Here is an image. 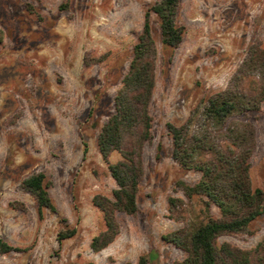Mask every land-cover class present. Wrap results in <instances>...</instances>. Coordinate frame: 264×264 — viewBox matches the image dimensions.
Returning <instances> with one entry per match:
<instances>
[{
  "label": "rangeland",
  "instance_id": "1",
  "mask_svg": "<svg viewBox=\"0 0 264 264\" xmlns=\"http://www.w3.org/2000/svg\"><path fill=\"white\" fill-rule=\"evenodd\" d=\"M156 1L0 0V239L20 248L0 253V264H139L141 255L146 264H172L184 258L162 235L203 217L199 200L186 198L178 185L194 184L200 172L172 159L165 124L183 123L207 95L228 86L252 43L264 45V0H180L176 21L185 34L174 49L162 44L159 20L150 15L157 48L153 137L144 146L138 210L118 213V235L95 252L90 240L105 226L92 198L112 197L116 188L97 135L113 109L144 13ZM248 118L256 133L250 176L264 190V102ZM119 158L114 151L110 161ZM34 172L46 175L56 207L41 218L20 186ZM211 213L218 216L219 209L212 205ZM66 227L76 233L59 244L57 232ZM218 241L245 249L264 242V213L249 231Z\"/></svg>",
  "mask_w": 264,
  "mask_h": 264
},
{
  "label": "trees",
  "instance_id": "2",
  "mask_svg": "<svg viewBox=\"0 0 264 264\" xmlns=\"http://www.w3.org/2000/svg\"><path fill=\"white\" fill-rule=\"evenodd\" d=\"M180 0H157L147 8L137 41L121 85L113 97V109L100 127L97 148L116 183L112 197L95 194L93 204L102 213L104 229L90 240L97 252L114 241L119 233L118 213L135 214L137 192L144 175L143 152L152 140L153 116L150 105L156 84L157 48L150 15L159 20L161 42L174 49L182 42L185 26L176 21ZM2 41L0 30V42ZM100 60V57L97 59ZM84 63L89 64L87 57ZM264 102V45L252 43L230 82L200 102L181 124L166 122L171 137V157L184 169L200 172L194 184L179 181L186 198H197L203 206V217L194 215L179 229L162 235V239L184 251L181 260L172 264H264V242L249 249L227 241L224 235L246 232L253 220L264 213V190L252 185L250 158L256 147L254 123L248 118ZM161 148V145H158ZM87 150L85 145L84 153ZM117 151L120 158L110 161ZM43 210L56 212L48 192L49 182L43 172H34L20 182ZM177 199L170 198L171 206ZM212 205L219 209L213 216ZM75 227L62 228L56 240L75 235ZM18 251L0 239V253ZM139 264H146L144 255Z\"/></svg>",
  "mask_w": 264,
  "mask_h": 264
}]
</instances>
